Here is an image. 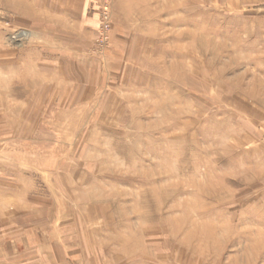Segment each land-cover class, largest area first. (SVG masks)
<instances>
[{
    "label": "rangeland",
    "instance_id": "1",
    "mask_svg": "<svg viewBox=\"0 0 264 264\" xmlns=\"http://www.w3.org/2000/svg\"><path fill=\"white\" fill-rule=\"evenodd\" d=\"M1 165L0 264H264V0H0Z\"/></svg>",
    "mask_w": 264,
    "mask_h": 264
},
{
    "label": "crops",
    "instance_id": "2",
    "mask_svg": "<svg viewBox=\"0 0 264 264\" xmlns=\"http://www.w3.org/2000/svg\"><path fill=\"white\" fill-rule=\"evenodd\" d=\"M4 168L3 165L0 166V170ZM9 173L12 174L11 177H3L6 179L5 181L0 180L1 183L11 185L19 182L16 173L12 169H10ZM13 174L15 177H12ZM21 182H30L33 185L32 178L28 176L27 179L24 176L21 177ZM0 196H18V192H13V190L6 187H0ZM15 226L18 227L17 230L22 234L21 237L13 238L10 244H2H4V247H9L10 245L11 249L26 250L25 253L18 256L20 261L26 260L29 264H84L81 253H77L74 244H72V241L77 239L75 227L73 230L71 226L68 232L67 227L65 231H62L63 227H60L57 223L42 226H30L29 223H24L16 224L13 227ZM12 263H14V260ZM16 263L26 264L23 262L19 263L18 260Z\"/></svg>",
    "mask_w": 264,
    "mask_h": 264
}]
</instances>
